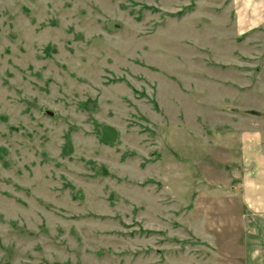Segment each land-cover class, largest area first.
<instances>
[{"label":"rangeland","instance_id":"rangeland-1","mask_svg":"<svg viewBox=\"0 0 264 264\" xmlns=\"http://www.w3.org/2000/svg\"><path fill=\"white\" fill-rule=\"evenodd\" d=\"M255 129L233 0H0V264H244Z\"/></svg>","mask_w":264,"mask_h":264},{"label":"crops","instance_id":"crops-1","mask_svg":"<svg viewBox=\"0 0 264 264\" xmlns=\"http://www.w3.org/2000/svg\"><path fill=\"white\" fill-rule=\"evenodd\" d=\"M241 31L264 27V0H233ZM238 190L244 212L242 255L244 264H264V141L251 130L237 138Z\"/></svg>","mask_w":264,"mask_h":264}]
</instances>
